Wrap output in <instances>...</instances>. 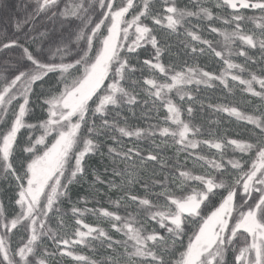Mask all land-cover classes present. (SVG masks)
<instances>
[{"label": "snow or ice", "instance_id": "obj_1", "mask_svg": "<svg viewBox=\"0 0 264 264\" xmlns=\"http://www.w3.org/2000/svg\"><path fill=\"white\" fill-rule=\"evenodd\" d=\"M21 11L0 0V180L12 191L0 199V264H264V0H34ZM205 55L218 72L197 62ZM217 82L259 101L207 105L245 122L235 136L193 123L204 101L188 86ZM141 96L144 126L129 122ZM85 183L87 195L74 192Z\"/></svg>", "mask_w": 264, "mask_h": 264}, {"label": "trees", "instance_id": "obj_2", "mask_svg": "<svg viewBox=\"0 0 264 264\" xmlns=\"http://www.w3.org/2000/svg\"><path fill=\"white\" fill-rule=\"evenodd\" d=\"M7 2L11 5V11L16 13L18 16L22 17L24 15V12L21 11L25 5H33L34 6V0H7ZM215 0H201V3L204 4V6H211L212 4H214ZM181 6L183 5H190L191 4V0H180ZM17 5H19L20 7L17 8ZM63 5H61L62 7ZM32 9L29 8L28 11H31ZM214 11H217L214 9ZM230 11V10H228ZM199 21L197 18H192L191 23L192 24H197ZM38 23H40V21H38ZM49 27H51V25H48ZM214 26L217 27H225L223 24H221L219 21H214ZM201 27L206 29L207 28V22H201ZM247 28H251L252 25L248 24L246 25ZM0 31H3V27L0 26ZM180 31L182 32L183 29H180ZM202 35L205 36V38L208 39H212V40H216V39H222L219 37H216L214 35L209 34L206 30L202 33ZM181 39H183V37H181ZM172 40L175 41V37H172ZM182 47V46H181ZM140 51V59H144L147 58L148 56H150L152 49L150 46H145L144 49L139 50ZM173 51H177V49L174 47ZM249 55H253V56H259L258 51H254V50H249ZM185 57L183 56V53H181V59H184ZM165 62H167L168 57L167 55H165L164 57ZM234 61L236 63H244V58L243 57H233ZM199 64H201L202 66H206L207 70H212V71H219V67L220 65H217V63L215 62V60H212L210 57H208L207 55H205L204 57H200L199 60L197 61ZM248 67L259 71V65H254V64H249ZM137 76H139V73H137ZM230 80V77H229ZM257 89H259V86L256 85L255 86ZM189 89H191L193 91L194 94L197 95V100H203L204 101V108L203 111L200 110V106L199 104H196V113H195V117L193 120V123L196 124H201L203 125V128L205 130L212 128V129H227L228 130V135L231 136H235L236 133H241L244 132L245 128V122L242 121H237L235 118H229L227 116V114H218L213 112L212 110L208 109L207 105L209 103L215 104V103H227L229 101H235L236 103L240 104L241 110L244 111H251V109L253 107H255L259 101L252 98L250 96V94H241V91L239 88H235L233 93H229L227 91V89H224L222 85H219L217 82V86L215 88H207L204 85H200L199 86V92L196 91L197 86L196 85H190L188 86ZM173 97L174 99L178 98L175 97L174 93H173ZM144 97L141 96L140 97V101L141 103L138 104L136 106V119H130V123L133 125L139 124L140 126H144L145 125V121L139 119L140 115H141V110L143 108V101ZM248 101H251V103H248ZM186 107V105H185ZM124 115H129V113L127 112V109H125ZM165 111H161L160 112V116L165 115ZM153 117H155L156 113L153 112L151 114ZM183 118H187L186 114L184 115ZM219 120L220 123L219 125L217 124H210V121H216ZM151 123H157V120L155 118H153L151 121ZM23 138V137H22ZM157 140H159V137L157 136ZM123 143L124 144H130L132 143L131 140H129L128 138H124L123 139ZM151 145V142H139V147L147 149L149 148ZM174 148H168L165 149L163 151L162 154L166 155V156H172L174 154ZM181 160L183 161V156L181 157ZM90 165L92 167L97 168V170L100 173H103L104 171V164L107 163V161H104L103 163L100 161V157H94L92 159H90L89 161ZM189 167H191V163H189L188 165ZM89 181L91 180V175H89L88 177ZM102 179H107L106 176H102ZM98 187L103 188V185H100ZM11 189L8 188L7 183L3 180H0V199H4V195H6L7 199L8 197H10ZM89 191L88 188V184H82V185H77L74 192L78 193L79 195H87ZM2 195V196H1ZM116 193H112V199L116 198ZM76 198V195L74 194L73 199ZM102 199V203L103 206H108L107 205V198H101ZM97 205L94 204H89L88 207H95ZM121 214L124 215L125 212L123 211V209H121ZM86 222L88 223H96V220L94 217H92L91 215L86 217ZM51 226L55 227V221L51 222ZM105 227H108L106 224L103 225ZM113 235L115 236V238H121L118 235H116L115 233H113ZM45 243H47L48 245H51V241H45ZM79 251H83L84 254L86 255H91V253L87 250V249H78ZM63 264H72L70 259H66L63 261Z\"/></svg>", "mask_w": 264, "mask_h": 264}, {"label": "rangeland", "instance_id": "obj_3", "mask_svg": "<svg viewBox=\"0 0 264 264\" xmlns=\"http://www.w3.org/2000/svg\"><path fill=\"white\" fill-rule=\"evenodd\" d=\"M10 192H11V195H12V191L10 190ZM10 195V196H11ZM2 196V195H1ZM9 198V197H8ZM4 201H5V204H7V202H8V199H7V197H6V195H4V199H3Z\"/></svg>", "mask_w": 264, "mask_h": 264}]
</instances>
